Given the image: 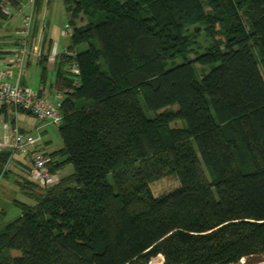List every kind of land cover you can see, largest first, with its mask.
Wrapping results in <instances>:
<instances>
[{
    "label": "trees",
    "instance_id": "1",
    "mask_svg": "<svg viewBox=\"0 0 264 264\" xmlns=\"http://www.w3.org/2000/svg\"><path fill=\"white\" fill-rule=\"evenodd\" d=\"M64 1L68 22L83 13L86 23L68 24L59 55L63 147L48 168L73 172L16 202L20 214L0 225V264L264 257V0ZM22 3L0 0V27L4 6ZM199 32L208 44L191 58ZM170 174L179 185L154 196L150 183Z\"/></svg>",
    "mask_w": 264,
    "mask_h": 264
},
{
    "label": "rangeland",
    "instance_id": "2",
    "mask_svg": "<svg viewBox=\"0 0 264 264\" xmlns=\"http://www.w3.org/2000/svg\"><path fill=\"white\" fill-rule=\"evenodd\" d=\"M64 2V0H35L34 3L28 4L23 1L20 9H15L9 6V11L11 10L10 12L17 16L15 19V22L17 23L16 25L19 24V28L15 30L17 40V32L23 30V28H21L22 19L26 14H30V33L27 36V39L29 40L28 44L35 42L39 50L43 47V51H47L49 53L50 51L47 49L49 45L47 38L49 37H51L54 42L58 43L57 50H60L62 46L67 45L69 43L70 35L67 33L65 25L70 24L72 28L74 26H81L86 23V16L83 13H80L77 15V17L68 22V14ZM194 38L195 43L192 45L193 50L190 54L191 58H195V54L203 53L204 48L208 44L202 32H199L198 36ZM198 45H200V47H198ZM86 48L87 44L82 43L76 47V51H83ZM257 54L260 57L259 53ZM32 55L37 56L38 58L41 56L40 53L33 52ZM177 62H179V60H177ZM47 64L48 62L44 61L43 66ZM43 66L37 64L30 66L28 72H26V74L29 76L28 82L31 81L33 85H35L36 82L41 83L39 79ZM65 67H69V71L71 72L70 64ZM201 69V66L197 64L196 71L198 76H200L202 73ZM45 75V78L47 79V81L45 80L47 83L46 87L48 88L49 82L55 81V72L50 69H46ZM32 87L36 89L38 86ZM20 113L16 115V119H20V125L30 129L33 135L41 136L42 140H44V144L42 143L44 150H46L48 153H51L63 147V141L58 132V126L49 122L39 121L35 117L26 113ZM146 113L148 116L154 115V113L151 111H146ZM184 124L185 122L183 120H177L171 123L173 126H182ZM3 152L0 153L4 154ZM18 156L19 155L9 154L6 163L0 165V225H2V222L10 220L11 218L20 214L21 210L16 205L17 201L29 204L33 203V195H36L43 190V187L40 186L41 184L31 177L24 163L18 159ZM61 159H63V157L59 156V160ZM72 172V165H64L54 174V181ZM204 172L209 179L210 175L208 169L204 168ZM178 185L179 180L176 175L170 174L151 182L150 188L154 196H159L174 189ZM162 262L163 257L158 255L153 258L149 264H162ZM235 264H264V257L257 260V262L253 260H241Z\"/></svg>",
    "mask_w": 264,
    "mask_h": 264
},
{
    "label": "built area",
    "instance_id": "3",
    "mask_svg": "<svg viewBox=\"0 0 264 264\" xmlns=\"http://www.w3.org/2000/svg\"><path fill=\"white\" fill-rule=\"evenodd\" d=\"M23 1L28 4L34 3L35 0ZM8 7V4L4 6L6 13H9ZM30 21V14H26L22 19L21 28L23 30L17 32V48L10 55L7 67L0 68V107L3 105L8 106L10 117H15L18 113L23 112L39 121L59 126L63 119L60 109L63 92L56 91L53 97H48L41 94L40 91L24 86L21 83V76L26 67L28 56L32 52L40 53L36 44H28L27 36L30 33ZM65 27L70 35L72 28L68 24ZM60 53H68L67 46ZM55 56L56 54L53 53L50 59L53 60ZM70 68L72 73L78 74L79 71L75 64L71 65ZM3 151H9L11 155L21 156L29 168V174L35 181L41 184L54 181V175L48 168L52 158L43 149L40 135L28 133L9 121V123L4 125L3 133L0 135V152Z\"/></svg>",
    "mask_w": 264,
    "mask_h": 264
},
{
    "label": "crops",
    "instance_id": "4",
    "mask_svg": "<svg viewBox=\"0 0 264 264\" xmlns=\"http://www.w3.org/2000/svg\"><path fill=\"white\" fill-rule=\"evenodd\" d=\"M10 11H9V16H7V18L2 21L1 27H0V68L7 67L10 55L17 48V36L15 33V30L17 28H19V24L16 25L17 23L15 22V19L17 18V16L14 13H11ZM47 40H48V44H49L47 49H49L50 53L48 55V64L45 66H46V69H50L53 72H55V77H56V68L59 65L58 60H59L60 52L68 44L62 46L61 47L62 49L60 48V50H57V48H58L57 44L58 43L54 42V40L51 37L47 38ZM33 44H36V43L33 42ZM41 44H42V42H41ZM45 53H47V51H45ZM53 53H55L56 56L52 60V59H50V56ZM40 58H38L37 56H34L32 54L30 55V57L28 58V60L26 62V67L24 69V72L21 76V83L24 86L31 87L32 89H35L32 86H38L35 90L40 91L41 94L47 95L48 97H53L54 94L56 93V91H59L55 88V81L54 82L50 81L48 84V86H49L48 88L46 87L47 83L45 82V80L47 81V79L45 78L44 81H42L41 76L39 79L41 83L36 82V84L33 85V83L31 81L28 82L29 76H28V74H26V72H28V69L30 68V66H32L34 64L41 65V66L44 65V62H42ZM42 69H43V67H42ZM64 69H66V67H64ZM41 74H42V72H41ZM9 121L18 125L24 131L32 134L30 129L20 125V123H19L21 121L20 119H16V116H15V118L14 117L12 118L9 116V108H8L7 113L0 111V135L3 133L4 125L9 123ZM42 143L44 144V140H42ZM18 159L22 160V157L18 156Z\"/></svg>",
    "mask_w": 264,
    "mask_h": 264
}]
</instances>
